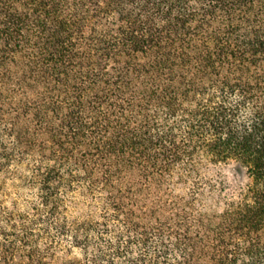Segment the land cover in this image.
I'll return each instance as SVG.
<instances>
[{
	"label": "trees",
	"instance_id": "1",
	"mask_svg": "<svg viewBox=\"0 0 264 264\" xmlns=\"http://www.w3.org/2000/svg\"><path fill=\"white\" fill-rule=\"evenodd\" d=\"M0 264H264V0H0Z\"/></svg>",
	"mask_w": 264,
	"mask_h": 264
}]
</instances>
